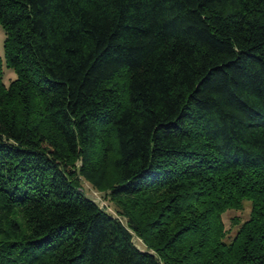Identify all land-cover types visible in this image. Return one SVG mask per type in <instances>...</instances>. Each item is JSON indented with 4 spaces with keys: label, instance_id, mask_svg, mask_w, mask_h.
<instances>
[{
    "label": "trees",
    "instance_id": "obj_1",
    "mask_svg": "<svg viewBox=\"0 0 264 264\" xmlns=\"http://www.w3.org/2000/svg\"><path fill=\"white\" fill-rule=\"evenodd\" d=\"M0 24V264H264V0H0Z\"/></svg>",
    "mask_w": 264,
    "mask_h": 264
},
{
    "label": "rangeland",
    "instance_id": "obj_2",
    "mask_svg": "<svg viewBox=\"0 0 264 264\" xmlns=\"http://www.w3.org/2000/svg\"><path fill=\"white\" fill-rule=\"evenodd\" d=\"M6 38L5 31L3 27L0 24V56L3 60V70H4V82L8 85L11 80L16 78V72L12 68H8L5 62L4 57V41ZM82 187L84 189V192L93 200H95L100 206L104 207L112 213L115 216L119 217V214L116 209V203L115 201L111 200L109 197H107L104 193V191L95 189L90 182H88L85 179H82ZM251 212V203L249 201H244V205L242 209H228L223 214V221L225 224V227L227 229V239H232L235 234L237 233V230L240 227V224L247 220L249 218ZM124 222H126V218H122ZM134 233V242L135 244L141 248L145 249L146 246L144 244L143 239L137 235V233Z\"/></svg>",
    "mask_w": 264,
    "mask_h": 264
}]
</instances>
